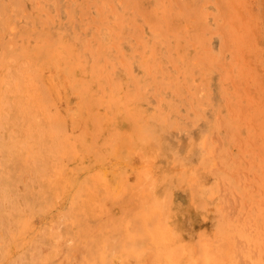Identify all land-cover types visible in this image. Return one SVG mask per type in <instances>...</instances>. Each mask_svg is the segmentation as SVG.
<instances>
[{
	"label": "rangeland",
	"instance_id": "rangeland-1",
	"mask_svg": "<svg viewBox=\"0 0 264 264\" xmlns=\"http://www.w3.org/2000/svg\"><path fill=\"white\" fill-rule=\"evenodd\" d=\"M0 264H264V0H0Z\"/></svg>",
	"mask_w": 264,
	"mask_h": 264
}]
</instances>
